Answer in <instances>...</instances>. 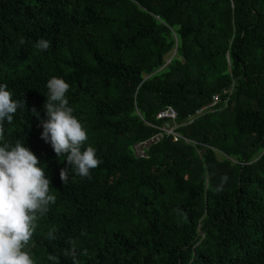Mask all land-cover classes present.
I'll return each instance as SVG.
<instances>
[{"label": "trees", "instance_id": "1", "mask_svg": "<svg viewBox=\"0 0 264 264\" xmlns=\"http://www.w3.org/2000/svg\"><path fill=\"white\" fill-rule=\"evenodd\" d=\"M52 77L102 160L90 179L41 139ZM0 84L26 102L5 140L57 197L27 248L36 264H73L70 240L80 264H264V0H0ZM216 94L227 105L195 116ZM168 106L180 138L137 157Z\"/></svg>", "mask_w": 264, "mask_h": 264}, {"label": "clouds", "instance_id": "2", "mask_svg": "<svg viewBox=\"0 0 264 264\" xmlns=\"http://www.w3.org/2000/svg\"><path fill=\"white\" fill-rule=\"evenodd\" d=\"M50 46L45 39H39L35 45L41 51ZM46 87L48 95L44 108L47 119L41 121V139L50 142L57 157L66 155L67 164L76 175L90 179V171L102 160L97 158L94 147H84L88 133L66 98L70 84L63 78L52 77ZM25 103L24 99H13L7 84H0V264H36L27 248L38 226V218L45 215L49 205L57 199L51 193L50 179L37 156L24 146L23 141L17 139L13 145L5 140V123L11 124L17 110L24 108ZM35 115L39 118L38 113ZM60 179L64 183L68 181V169L60 171ZM55 232L56 229L49 230L46 238L54 240ZM70 244L72 247L67 254L72 257L73 264H80L76 241L70 240ZM81 254L86 256L87 251ZM48 260L53 264L58 262L51 254Z\"/></svg>", "mask_w": 264, "mask_h": 264}, {"label": "built area", "instance_id": "3", "mask_svg": "<svg viewBox=\"0 0 264 264\" xmlns=\"http://www.w3.org/2000/svg\"><path fill=\"white\" fill-rule=\"evenodd\" d=\"M220 101L223 102V106H226L228 98L221 100L219 95H217V94L213 95L209 104H207L206 106H204L200 110L195 111V116L203 113L206 110H210V111L214 110L215 106ZM176 118H177V113L170 106L160 110L156 114V119L163 121L164 125L159 128V133L152 136L148 140H144V141L137 142V143L133 144L131 147L132 152H134V154L137 157L148 158L147 151L149 150V148L153 144L158 143L164 137V135L172 136L174 138V140H176L178 137L180 138V135L178 134V131H177V128L179 127V125L176 123ZM184 140L191 143L190 141H188L185 138H184Z\"/></svg>", "mask_w": 264, "mask_h": 264}, {"label": "rangeland", "instance_id": "4", "mask_svg": "<svg viewBox=\"0 0 264 264\" xmlns=\"http://www.w3.org/2000/svg\"><path fill=\"white\" fill-rule=\"evenodd\" d=\"M174 54V51L170 52L167 54V58H166V61L169 60L170 56ZM218 154V153H217ZM223 156V155H222ZM218 157H221L220 154H218ZM231 161L233 162V160L231 159Z\"/></svg>", "mask_w": 264, "mask_h": 264}]
</instances>
